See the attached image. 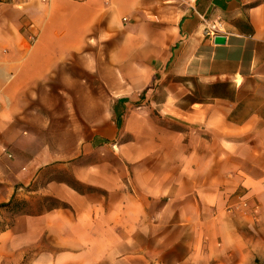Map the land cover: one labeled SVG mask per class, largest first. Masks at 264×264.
<instances>
[{
    "label": "crops",
    "instance_id": "crops-1",
    "mask_svg": "<svg viewBox=\"0 0 264 264\" xmlns=\"http://www.w3.org/2000/svg\"><path fill=\"white\" fill-rule=\"evenodd\" d=\"M217 20L224 44L205 33ZM164 78L166 96L160 100L161 87L154 84ZM150 86L155 99L129 102ZM104 93L121 98L112 101ZM115 106L122 108L119 121ZM149 107L183 122L185 131L153 128L155 136L183 142L167 154V163L152 165L135 202L106 184L110 177L101 172H111V164L72 162L68 179L53 193L62 206L47 217H56L63 236L77 242L83 231L95 235L97 221L110 227L113 207L120 214L131 208L143 214L141 196L147 193L159 203V219L182 229L175 237L192 259L264 260V235L258 240L255 235L264 234V0L0 3V140L40 145L26 150L30 180L44 167L42 157L75 161L95 155L117 140L129 116ZM159 115L152 121L159 122ZM65 141L71 143L59 150ZM96 171L101 177L93 178ZM78 182L107 191L108 203L96 200L95 192L79 193ZM116 196L123 200L113 202ZM239 197L258 211L229 212ZM75 251L65 253L72 258Z\"/></svg>",
    "mask_w": 264,
    "mask_h": 264
},
{
    "label": "rangeland",
    "instance_id": "rangeland-1",
    "mask_svg": "<svg viewBox=\"0 0 264 264\" xmlns=\"http://www.w3.org/2000/svg\"><path fill=\"white\" fill-rule=\"evenodd\" d=\"M166 84L167 78L154 84L161 87L157 99H165ZM95 85H99L98 80ZM154 87L150 86L147 91L133 94L128 99L129 102L148 103L154 98L151 92ZM110 95L108 96L112 101L121 98L120 94ZM116 110L117 113L122 112V108L116 107ZM157 110L149 107L133 113L122 124L117 140L100 147L95 155L87 153L85 157H79L75 161H69V157L65 155L42 157L44 167H41L32 180L28 178L29 156L26 155V150L40 145L37 142L26 144L21 140H0V264H202L192 259L186 247L177 242L175 234L183 232L182 229L170 227L168 221L162 222L159 219V203H154L155 200L147 193L141 196L144 202L143 214L135 208L120 214L113 207L110 227H107V223L105 226L103 221H97L93 231L95 235L83 231L77 242L75 238L73 240L63 236L61 222L56 217H47L62 206L53 193L61 180L68 179L72 172V162L79 166H97L103 162L111 164V172H101L102 176L110 177L106 184L112 190L125 191L129 194V200L135 202L141 181L146 183V178L153 174L152 165L157 166L159 161L162 164L163 160L167 163V154L177 148L178 142H183L181 139L175 140L174 137H163V134L154 135L155 127L162 128L161 133L165 134L169 130L175 133L185 131L183 122L169 121L167 117L159 115ZM153 115H159L160 121L153 122ZM45 143L53 149L56 148L55 142ZM70 143L59 142L58 149L67 148ZM80 143L81 146L88 145V141ZM122 154L127 155L129 161L122 160ZM139 164L143 168L137 169ZM84 174L80 172L81 180L85 178ZM96 176H100L99 171L93 173V178ZM74 185L83 194L99 191L93 185L85 183L78 182ZM107 194V191L100 190L93 195L96 200H107L108 203ZM121 200L123 198L118 196L113 198V202ZM6 204L9 206L4 207ZM261 234L264 235L263 231L256 232L257 240ZM72 248L77 251L69 258L65 252ZM227 259L232 264L238 258ZM252 264H264V260L256 255Z\"/></svg>",
    "mask_w": 264,
    "mask_h": 264
},
{
    "label": "built area",
    "instance_id": "built-area-1",
    "mask_svg": "<svg viewBox=\"0 0 264 264\" xmlns=\"http://www.w3.org/2000/svg\"><path fill=\"white\" fill-rule=\"evenodd\" d=\"M29 1L30 0H0V3L10 2L15 5L21 6L22 4H25ZM205 33L206 35L211 37H216L218 35H221L223 33V24L218 20L215 22H210L205 29ZM31 39L35 41L36 35H33ZM258 209H259L258 205L252 207L248 200L239 197V199L232 206H230L228 211L231 213H242L243 215H248L252 212H257Z\"/></svg>",
    "mask_w": 264,
    "mask_h": 264
},
{
    "label": "water",
    "instance_id": "water-1",
    "mask_svg": "<svg viewBox=\"0 0 264 264\" xmlns=\"http://www.w3.org/2000/svg\"><path fill=\"white\" fill-rule=\"evenodd\" d=\"M215 42L217 44H224L226 42V38H225V36L218 35L215 37Z\"/></svg>",
    "mask_w": 264,
    "mask_h": 264
},
{
    "label": "trees",
    "instance_id": "trees-1",
    "mask_svg": "<svg viewBox=\"0 0 264 264\" xmlns=\"http://www.w3.org/2000/svg\"><path fill=\"white\" fill-rule=\"evenodd\" d=\"M116 107H118V106H116ZM116 107H115V111H116V113H117ZM117 115H118V121H119V119H120V115H121V114L117 113ZM119 123H120V122H119ZM7 206H9V205H8V204L4 205V207H7ZM2 207H3V206H2Z\"/></svg>",
    "mask_w": 264,
    "mask_h": 264
}]
</instances>
